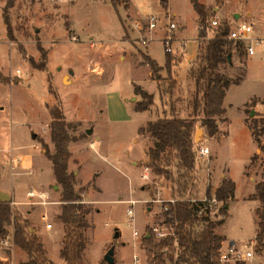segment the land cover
Returning <instances> with one entry per match:
<instances>
[{
    "label": "rangeland",
    "instance_id": "obj_1",
    "mask_svg": "<svg viewBox=\"0 0 264 264\" xmlns=\"http://www.w3.org/2000/svg\"><path fill=\"white\" fill-rule=\"evenodd\" d=\"M114 1L117 4L111 0H0V150L17 145L33 161L31 170L25 171L22 160H15L16 178L2 173L7 185L12 179L15 197L23 196L8 201L10 207L29 220L53 263L65 264L59 256L60 188L53 189L54 179L49 183L52 169L44 155L45 148L54 151L46 106L57 105L74 126L69 130L74 140L68 145L71 156L67 169L75 174V188H85L80 202L89 209L83 264H98L111 246L112 264H150L142 238L150 236L153 242L160 241L152 227L164 230L166 226L162 206L170 199H202L208 187L213 197L222 177L235 183L234 198L228 200L226 213L220 212L221 202L206 201L203 215L210 221L225 220L215 229L228 239L221 247L232 244L253 251L250 260L238 263L264 264V247L255 239V209L261 204L249 198L260 179L264 153L245 124L251 119L248 110L257 108L264 116V49L257 47L255 54L247 55L244 49L239 54L238 49L226 45L231 50L230 59L220 65V71L230 78L243 77L226 90V120L219 122L214 138H208L197 126L201 134L197 141L196 131L193 135L195 168L188 176L180 177L182 172L172 155L164 154L160 163L172 173V180L167 179L154 173L144 156L145 137L140 138L138 128L150 116L148 111L134 108L140 97L133 96V83L150 93L156 90V84L148 65H136L142 52L163 66V38L170 35L172 51L168 53L175 60L172 70L179 82L171 99L163 94L158 102L155 92L153 104L160 106L152 105L150 111L158 117L164 112L168 115L171 102L180 117H189L194 91L189 69L196 65V41L202 45L197 36V16L190 0H166V8L161 0ZM199 1L217 8L212 9L214 15L209 19L217 14L231 26L246 21L254 26L253 36L264 35V0ZM150 15L158 19L154 28L134 29L135 21L145 23ZM169 22H175L177 28L169 31ZM210 36L212 31L207 29L206 39ZM29 58L35 63L44 60V68L34 67ZM260 141L264 144V135ZM145 142L150 145L149 139ZM200 147H208V154L198 156ZM254 153L261 158L250 164ZM30 190L35 194L29 196ZM129 200L134 201L132 218L126 214ZM201 227L197 224L195 229ZM7 229V235L0 239V264H19L27 260V255L13 244L12 228ZM134 230L138 236H134Z\"/></svg>",
    "mask_w": 264,
    "mask_h": 264
},
{
    "label": "trees",
    "instance_id": "obj_2",
    "mask_svg": "<svg viewBox=\"0 0 264 264\" xmlns=\"http://www.w3.org/2000/svg\"><path fill=\"white\" fill-rule=\"evenodd\" d=\"M111 2L117 4L114 0ZM190 2L197 15V36L202 40V45L197 44L196 65L189 69V76L194 84L190 100L191 115L186 118L180 117L174 103L170 102L168 115H163L156 120H148L145 125L138 128V133L147 136L150 140V145L145 150L148 157L147 166L151 167L154 173L171 180V171L160 163L163 155L171 154L176 168L182 172L180 177L188 176L195 168L196 151L193 135L197 126L202 128L208 138L216 137L219 133V122L226 120L223 107L226 90L231 84L240 83L243 78L242 76L230 78L219 69L221 64L227 62V54L231 51L226 45H232L236 50L238 49L239 54H242L243 50L241 43H233L226 39L231 27L230 22L226 19L220 20L216 27H211L209 18L214 15L212 7H206L199 0H190ZM161 3L164 7L167 6L166 0H161ZM5 21L7 34L10 37L11 28L7 17ZM207 29L212 31V36L208 39H206ZM140 53L141 64L149 66L150 77L156 81L160 97L168 94L171 99L177 85L172 70L173 62H175L173 56L165 51V63L161 66L149 55ZM28 61L40 70L44 68V60L35 63L29 58ZM163 70L165 76L161 74ZM133 93L140 97L135 102L136 110L144 111L153 103V95L135 83H133ZM253 104L254 102L249 105ZM46 107L50 116L48 129L54 151L50 152L48 148H45L44 155L51 162L54 181L60 188V211L57 219L62 224V242L59 256L65 264H83L86 249L85 231L90 227L87 220L89 209L80 202L81 193L85 188H75V174L67 169L71 156L68 145L74 140L69 130L74 126L65 120L57 105ZM245 124L257 148L264 153V144L260 141V136L264 135V116L255 112L250 120H245ZM32 136L34 137L35 134ZM259 158H261L260 155L254 153L250 157V164H254ZM260 167V179L254 184L253 193L249 198L261 204L255 209L258 218L255 239L259 245L264 247V162ZM187 184V182L184 183L181 188L184 190ZM210 189V187L206 189L207 199H211L212 196ZM234 192L233 180L229 177H222L213 193L215 199L221 202V213H226L228 200L234 198ZM206 201L177 200L174 203H165L167 208L163 210V222L171 228V235L158 242H153L150 236L142 238L143 247L150 257V264H166V262L170 264H220L219 249L225 237L216 233L215 229L225 220L210 221L203 214L198 215V210L202 208V205L208 204ZM197 224H201L202 227L195 229ZM7 227L13 230V244L27 255V260L19 264H54L47 256L43 242L35 233L29 220L19 212L12 210L8 201H0V239L7 235ZM98 264L109 263L102 260Z\"/></svg>",
    "mask_w": 264,
    "mask_h": 264
},
{
    "label": "built area",
    "instance_id": "obj_3",
    "mask_svg": "<svg viewBox=\"0 0 264 264\" xmlns=\"http://www.w3.org/2000/svg\"><path fill=\"white\" fill-rule=\"evenodd\" d=\"M158 19L156 18L155 15H150L146 18V22L145 23H141L138 21H135L133 23V27L134 29H136L138 32L143 30V29H147L150 30L152 28H154L156 26ZM220 22V19L218 17V15L216 14L214 17H212L210 19V26L211 27H216ZM176 23L175 22H169L168 23V30L171 31L172 29H176ZM254 32V26L252 23L246 22V21H238L234 26H231L229 29V32L226 36L227 40L232 41L233 43H241L243 45V49L246 51L247 55H253L255 54L256 48L257 47H261L262 49H264V35L263 36H253ZM170 40V35H167L166 37L163 38V43L164 45V49L167 52H171V46L169 43ZM142 43H145L146 40L145 39H141ZM209 152L208 147H200L197 150V154L198 156H205L207 155ZM29 196L34 195L32 191L28 192ZM180 200V199H179ZM184 200L190 201V202H205L206 200L210 201L211 203H217L219 201H217L215 199V197H211V199H207L205 196L202 199H192V198H186ZM176 201V199H170L167 202L170 203H174ZM133 200H129V204L131 206H128L126 208V214L128 215L129 218H132L133 215V210H132V204H133ZM166 202V203H167ZM167 206L163 205L162 209H166ZM203 209L200 208L198 210V215L203 214ZM50 224H46V227H50ZM164 230H162V228H157V227H152V231L154 232L155 237H157L158 239H164L166 237H168L169 235H171L172 231L170 230L171 228L169 226H165L164 225ZM134 236H138V232L137 230L133 231ZM245 247V246H244ZM253 255V251L250 250H241L239 248H237L235 245L232 244H228L226 247H221L219 249V262L220 264H236L238 262H241L243 260H250V258ZM134 258H136L134 256Z\"/></svg>",
    "mask_w": 264,
    "mask_h": 264
},
{
    "label": "crops",
    "instance_id": "obj_4",
    "mask_svg": "<svg viewBox=\"0 0 264 264\" xmlns=\"http://www.w3.org/2000/svg\"><path fill=\"white\" fill-rule=\"evenodd\" d=\"M204 4V3H203ZM205 5V4H204ZM205 6H208L207 4L205 5ZM212 9H217V8H214V7H212ZM247 14L248 15H250V12L249 11H247ZM197 16V15H196ZM196 40V39H195ZM196 54H197V41H196V52H195V54H194V57H196ZM141 61H142V56H141V58H140V60L138 61V63H137V65L136 66H138V65H142L141 64ZM164 71V70H163ZM163 71H161V74L163 73ZM150 72V71H149ZM245 73H246V71H245ZM162 76H165V75H163L162 74ZM173 77L176 79V81L177 82H179V80L177 79V77L178 76H176L175 75V73H173ZM153 80V79H152ZM154 82H155V84H156V81L155 80H153ZM135 83V82H134ZM135 84H137V85H139L138 83H135ZM143 90H145L141 85H139ZM146 92H148L147 90H145ZM155 92H156V96L158 97V102L160 101V99H161V97H160V95H159V92H158V89H157V84H156V90L155 91H153L152 93H150V92H148V93H150V94H152L153 95V99H154V97H155ZM135 94L133 93V96H134ZM133 96L131 97V98H133ZM225 98V97H224ZM223 103H224V100H223ZM152 105H153V107L155 106H160V104L158 105V104H151L150 105V107L148 108V109H146V110H144V111H148L149 112V116H150V119H148V120H156L157 118H159L158 116H157V113L154 111V112H151L150 111V108L152 107ZM164 108H166L165 106H164ZM164 111V110H163ZM256 112H258V110H257V108H256V110H255ZM168 112V111H167ZM165 113V112H164ZM164 113H163V115H164ZM258 113H260V112H258ZM154 114V115H153ZM261 114V113H260ZM154 116V117H153ZM148 120H146L145 122H144V124H142L141 126H143V125H145V123L148 121ZM145 137V139L146 140H148L149 138L147 137V136H145V135H143V134H140V138L141 139H143ZM145 139H143V145H144V156L145 157H147L146 156V154H145V150H146V147H147V145H146V142L144 143V140ZM150 141V140H149ZM35 145V144H34ZM145 159V158H144ZM15 160H17V162L20 160H22V162L20 163V164H22L21 166L23 167V169L26 171V170H31V166H32V163H33V161H32V158H31V156L27 153V152H23V151H21V148L19 147V146H17V145H12V144H10L9 145V147H6V148H2L1 150H0V201H10V200H12V199H14V200H16L17 201V199H21L23 196H20L19 198H16L15 197V195H14V187L12 186V179H11V183L9 184V185H7V183H6V180H5V178H3L2 177V173H4V171H6V173H9V175L11 176V177H17V176H15L13 173V168L15 167L14 165H13V163H14V161ZM134 161H132V163H133ZM18 164V163H17ZM50 165H51V162H50ZM25 166V167H24ZM20 169V168H19ZM52 174V173H51ZM53 174H52V177H51V179H50V181H49V183H52L53 182ZM35 187H38V186H35ZM35 187H30L31 189H34L35 190ZM30 188H28V189H30ZM27 189V190H28ZM26 190V191H27ZM34 190H32V192H33V194H35V191ZM25 191V192H26ZM31 191V190H30ZM29 191V192H30ZM25 195V194H24ZM221 235H224V234H221ZM226 237V236H225ZM228 242V239H226V240H224L223 241V245H225L226 243ZM43 246H44V244H43ZM61 261V260H60ZM54 262H57V261H54ZM58 262H59V260H58Z\"/></svg>",
    "mask_w": 264,
    "mask_h": 264
},
{
    "label": "water",
    "instance_id": "obj_5",
    "mask_svg": "<svg viewBox=\"0 0 264 264\" xmlns=\"http://www.w3.org/2000/svg\"><path fill=\"white\" fill-rule=\"evenodd\" d=\"M230 59V54L227 55V60L229 61ZM255 113V110L254 109H251L249 111V116L252 117ZM87 133H90V130L87 129L86 130ZM201 134V129L200 128H197L196 129V133H195V141L198 140V135ZM53 189H57V185H53ZM114 237H117V234L115 233L114 234ZM113 253H114V247L111 246L108 248V250L106 251V254L104 255V260L109 263V264H112L113 263Z\"/></svg>",
    "mask_w": 264,
    "mask_h": 264
}]
</instances>
